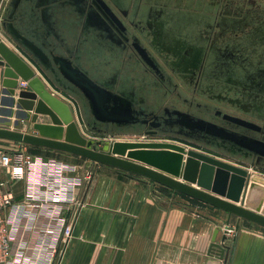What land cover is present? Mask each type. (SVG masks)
<instances>
[{"label": "flooded vegetation", "instance_id": "flooded-vegetation-1", "mask_svg": "<svg viewBox=\"0 0 264 264\" xmlns=\"http://www.w3.org/2000/svg\"><path fill=\"white\" fill-rule=\"evenodd\" d=\"M37 1L26 0L15 11L22 20L17 30L43 37L48 56L44 62L59 76L58 82L85 103L84 115L93 130L153 131L183 138L159 131L173 130L168 126H150L144 120L162 116L167 107L220 123L217 120L225 111L215 108L211 100L264 121V7H256L253 0H41L49 6L43 16ZM38 19L41 29L32 26ZM53 33L57 37L60 33L65 47L58 52L73 63L76 58L78 65L93 68L95 78L115 86L123 77L124 85L135 86L128 91L138 98L134 120L121 125L93 120L88 99L58 72L51 50L59 42L47 40ZM178 83L210 102L184 96ZM243 91L250 97H243ZM173 93L190 107L166 103ZM217 109L222 113L217 114Z\"/></svg>", "mask_w": 264, "mask_h": 264}, {"label": "water", "instance_id": "water-1", "mask_svg": "<svg viewBox=\"0 0 264 264\" xmlns=\"http://www.w3.org/2000/svg\"><path fill=\"white\" fill-rule=\"evenodd\" d=\"M24 2L26 0H9L0 20V29L32 58L33 64L44 75L59 84L64 91L76 96L58 82L59 76L44 62L48 56L42 48L26 33L18 32L17 29L22 27V20L16 18L15 11L20 9ZM46 5L47 3L41 0L36 2L35 6L42 16L45 15L44 10L49 8ZM58 6L56 4L57 13L60 11ZM53 15L55 16V13ZM53 35L59 42L51 50L58 72L88 99L93 120L113 122L117 125L134 120L133 113L138 112L135 110L138 98L128 91L133 90L135 86L126 83L124 85L123 77L115 86L95 78L91 73L93 68L78 65L76 58L73 63L58 52V48L62 46V38L60 33L58 37L55 33ZM144 50L146 51L145 48ZM139 54L146 62L144 55L140 52ZM20 80L27 82L26 87L20 85ZM0 85V138L62 150L158 182L175 192L225 211V229L229 226L231 216L264 226V177L251 175L243 168L172 143L114 141L104 142L102 149H99V140L88 139L81 133L70 106L48 90L35 69L1 36ZM258 90L259 93L262 92L260 87ZM242 95L247 98L249 92L243 91ZM82 102L80 100L83 107L85 103L83 105ZM82 112L86 120L84 108ZM163 113L160 117L150 115V118L144 121H149L150 126L165 125L173 129H160L161 132L176 133L183 138L264 166L261 162L264 160V128L258 123L227 112L222 114L223 120H217L220 123L179 109L170 110L166 107ZM216 113L221 114L222 111L217 109ZM12 115L15 117L14 121L9 119ZM22 122H26L27 129L31 127V130H21ZM86 124L89 126L87 120ZM257 192H262L263 196L260 198ZM225 238L226 234L222 237V243ZM63 246L64 244L61 248ZM224 247L216 242L214 237L209 250H215L218 257L223 258Z\"/></svg>", "mask_w": 264, "mask_h": 264}, {"label": "crops", "instance_id": "crops-1", "mask_svg": "<svg viewBox=\"0 0 264 264\" xmlns=\"http://www.w3.org/2000/svg\"><path fill=\"white\" fill-rule=\"evenodd\" d=\"M32 26L41 29V20ZM26 35L45 53L40 34ZM0 36L39 77L44 76L32 58L1 29ZM47 40L57 43L52 34ZM54 86L65 92L56 82ZM9 119L14 121V115ZM21 124V130H29L26 122ZM0 141L8 145L4 149L26 145L32 156L93 169V176L76 189L79 202L64 211L71 232L52 264H264V226L260 224L231 216L229 226L235 233L227 235L225 211L158 182L62 150L3 138ZM24 187L23 180L13 182L17 199L22 197ZM214 237L225 246L223 258L209 250Z\"/></svg>", "mask_w": 264, "mask_h": 264}, {"label": "built area", "instance_id": "built-area-1", "mask_svg": "<svg viewBox=\"0 0 264 264\" xmlns=\"http://www.w3.org/2000/svg\"><path fill=\"white\" fill-rule=\"evenodd\" d=\"M6 4L0 0V20ZM92 174L90 166L32 156L22 146L0 150V264H52L71 232L64 211L79 202L76 189ZM21 180L17 199L13 182Z\"/></svg>", "mask_w": 264, "mask_h": 264}, {"label": "rangeland", "instance_id": "rangeland-1", "mask_svg": "<svg viewBox=\"0 0 264 264\" xmlns=\"http://www.w3.org/2000/svg\"><path fill=\"white\" fill-rule=\"evenodd\" d=\"M7 1L8 0H4V5L6 4ZM253 2L257 4L256 7L258 8L264 7V0H253ZM251 6L253 7L255 6V4ZM40 78L43 80L48 90L52 94H54L55 96H57L59 99L63 100L65 103H67L70 106L74 114V119L77 122L81 133L88 139H93L94 141H97V140L100 141V144H98L99 149H102L104 142H114V141L172 143V144H177L179 146H182L186 150H193L201 154H204L206 156H209V157L218 159L220 161H223L225 163L231 164L233 166L243 168L247 170V172L251 175L255 174V175L264 177V166L258 165L252 162V160L250 159H246V158H243L237 155H231V154L219 151L213 147L206 146V145H203V144H200V143H197V142L185 139V138H181L175 135H169V134H164V133L148 134L144 131L143 132L128 131V132H114V133L95 131L86 124V120H84V116L82 112V105L75 96H73L67 91L62 92L59 89L54 88L55 87L54 82H52L50 78H48L46 75L44 76L42 75V77ZM178 88L181 90L183 95L188 98H191V99L197 98L202 101H209L207 98L201 95H197L191 91L188 92V90H186L181 83H178ZM166 103L174 104L175 107L180 108V109L187 110L190 107V105L184 104L181 100L176 98L174 93L169 96V98L166 100ZM210 103L217 105V108H220L221 110L225 112L233 113L247 120L256 122L259 125H264L263 120L257 119L253 115H248L246 113H243L242 111L234 110L216 101L211 100ZM28 129L31 130V127ZM3 142L4 141H0V150H4V148H7L8 146L6 143H3ZM23 146L25 147L26 145H23ZM257 194L260 195V198L263 196L262 192H257ZM255 196L257 197V195Z\"/></svg>", "mask_w": 264, "mask_h": 264}]
</instances>
